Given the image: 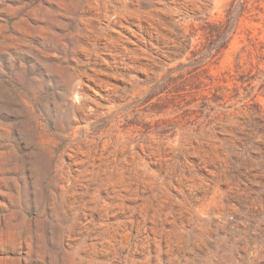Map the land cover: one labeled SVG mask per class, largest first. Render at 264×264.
<instances>
[{"label":"rangeland","instance_id":"obj_1","mask_svg":"<svg viewBox=\"0 0 264 264\" xmlns=\"http://www.w3.org/2000/svg\"><path fill=\"white\" fill-rule=\"evenodd\" d=\"M0 264H264V0H0Z\"/></svg>","mask_w":264,"mask_h":264}]
</instances>
